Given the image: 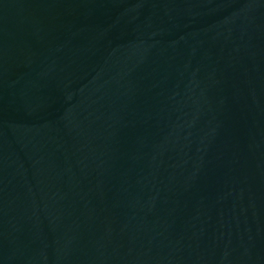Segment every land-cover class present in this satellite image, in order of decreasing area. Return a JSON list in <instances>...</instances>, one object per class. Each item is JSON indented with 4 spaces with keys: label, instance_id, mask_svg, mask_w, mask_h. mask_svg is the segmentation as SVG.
<instances>
[{
    "label": "water",
    "instance_id": "1",
    "mask_svg": "<svg viewBox=\"0 0 264 264\" xmlns=\"http://www.w3.org/2000/svg\"><path fill=\"white\" fill-rule=\"evenodd\" d=\"M0 264H264V0H0Z\"/></svg>",
    "mask_w": 264,
    "mask_h": 264
}]
</instances>
